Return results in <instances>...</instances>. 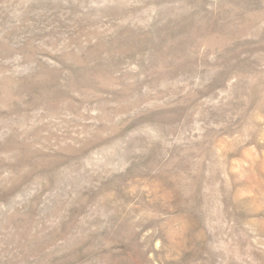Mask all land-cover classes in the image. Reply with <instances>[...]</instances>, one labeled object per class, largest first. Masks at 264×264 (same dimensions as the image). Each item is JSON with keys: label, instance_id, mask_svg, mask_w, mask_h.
<instances>
[{"label": "rangeland", "instance_id": "1", "mask_svg": "<svg viewBox=\"0 0 264 264\" xmlns=\"http://www.w3.org/2000/svg\"><path fill=\"white\" fill-rule=\"evenodd\" d=\"M0 264H264V0H0Z\"/></svg>", "mask_w": 264, "mask_h": 264}]
</instances>
